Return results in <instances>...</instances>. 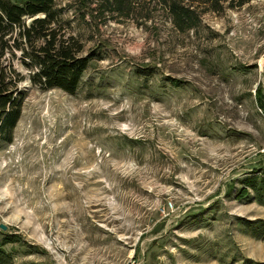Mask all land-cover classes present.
<instances>
[{
  "label": "rangeland",
  "instance_id": "1",
  "mask_svg": "<svg viewBox=\"0 0 264 264\" xmlns=\"http://www.w3.org/2000/svg\"><path fill=\"white\" fill-rule=\"evenodd\" d=\"M174 1L192 28L171 0H55L93 58L74 95L19 84L0 143L13 264H264V199L238 197L264 177V0Z\"/></svg>",
  "mask_w": 264,
  "mask_h": 264
},
{
  "label": "trees",
  "instance_id": "2",
  "mask_svg": "<svg viewBox=\"0 0 264 264\" xmlns=\"http://www.w3.org/2000/svg\"><path fill=\"white\" fill-rule=\"evenodd\" d=\"M127 0H114L121 8ZM174 23L181 29L195 25L192 11L180 2L169 4ZM60 9L55 0H0V143L11 144L22 114L26 89L19 86L28 79L40 90L60 89L74 95L90 61L91 54L79 55L80 44L72 37H62L55 27ZM19 50L21 62L28 70L24 76L6 55ZM238 197L250 199V187L258 201L264 199V177L251 174L242 179ZM248 224L250 222L247 221ZM264 230V224L258 226ZM257 228V229H258ZM256 229V228H255ZM264 234V231H261ZM0 264H13L11 256L0 248Z\"/></svg>",
  "mask_w": 264,
  "mask_h": 264
},
{
  "label": "water",
  "instance_id": "3",
  "mask_svg": "<svg viewBox=\"0 0 264 264\" xmlns=\"http://www.w3.org/2000/svg\"><path fill=\"white\" fill-rule=\"evenodd\" d=\"M0 227L3 228V229L6 228V226L4 224H1Z\"/></svg>",
  "mask_w": 264,
  "mask_h": 264
},
{
  "label": "built area",
  "instance_id": "4",
  "mask_svg": "<svg viewBox=\"0 0 264 264\" xmlns=\"http://www.w3.org/2000/svg\"><path fill=\"white\" fill-rule=\"evenodd\" d=\"M142 264H144V263H142Z\"/></svg>",
  "mask_w": 264,
  "mask_h": 264
}]
</instances>
